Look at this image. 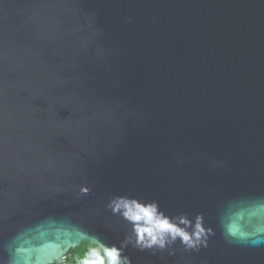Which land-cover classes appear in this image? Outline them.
Returning <instances> with one entry per match:
<instances>
[{"label": "water", "instance_id": "1", "mask_svg": "<svg viewBox=\"0 0 264 264\" xmlns=\"http://www.w3.org/2000/svg\"><path fill=\"white\" fill-rule=\"evenodd\" d=\"M114 193L217 227L133 264H264L217 226L264 231V0H0V234L28 225L31 264L79 238L75 216L116 242Z\"/></svg>", "mask_w": 264, "mask_h": 264}, {"label": "clouds", "instance_id": "2", "mask_svg": "<svg viewBox=\"0 0 264 264\" xmlns=\"http://www.w3.org/2000/svg\"><path fill=\"white\" fill-rule=\"evenodd\" d=\"M212 166L218 167L217 162L213 161ZM70 187L74 202L93 193V185L87 180ZM60 191L64 193L68 189ZM105 208L123 225V238L109 242L93 230L92 220L75 216L79 238L47 264H66L72 249H84V255L77 264H133L131 256L127 254L129 248L138 252L151 251L153 254L159 252L176 256L178 247L182 252H198L201 248H207L209 240L217 234V227L207 223L206 213L170 211L157 199L114 193L108 197ZM217 226L229 244L241 248H264V231H258L252 238H244L237 237L223 224L218 223ZM27 227L20 226L7 237L0 234V264H31L25 258L26 246L17 239Z\"/></svg>", "mask_w": 264, "mask_h": 264}, {"label": "trees", "instance_id": "3", "mask_svg": "<svg viewBox=\"0 0 264 264\" xmlns=\"http://www.w3.org/2000/svg\"><path fill=\"white\" fill-rule=\"evenodd\" d=\"M84 255V249H72L69 257L66 260V264H77V261Z\"/></svg>", "mask_w": 264, "mask_h": 264}]
</instances>
